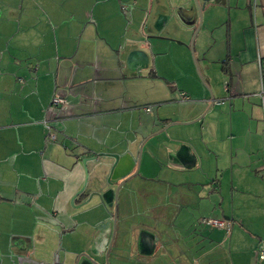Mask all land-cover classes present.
<instances>
[{
    "label": "crops",
    "instance_id": "obj_1",
    "mask_svg": "<svg viewBox=\"0 0 264 264\" xmlns=\"http://www.w3.org/2000/svg\"><path fill=\"white\" fill-rule=\"evenodd\" d=\"M214 1L201 80L195 0H0V264H264V0Z\"/></svg>",
    "mask_w": 264,
    "mask_h": 264
},
{
    "label": "water",
    "instance_id": "obj_2",
    "mask_svg": "<svg viewBox=\"0 0 264 264\" xmlns=\"http://www.w3.org/2000/svg\"><path fill=\"white\" fill-rule=\"evenodd\" d=\"M226 1H228V0H226ZM195 2L197 4V8H198V11H199V14H200V24L198 25L197 30L195 31L194 36L192 38V43L190 44V47L192 49V52L194 51L193 39H194L195 35L197 34L198 30L200 29V26L202 24V9L205 6V4H201L199 2V0H195ZM115 157L118 158L117 156H115ZM150 162H154L155 164L159 165L158 163H156V160L150 154L145 153V152H141V154H140V156L138 158V165H137L136 173H139L142 176H144L145 169L149 165ZM116 166H117V163L114 164V166L112 168V172H111L110 178H109V183L111 185L114 184V182H112V180H117L120 177V176H116V174H115V172H116L115 171ZM98 169H100V167H98ZM97 183L100 184L99 179L97 180ZM121 191L126 192V196H130V194L132 192V189L129 186V179L128 178L122 180L121 182H119L117 184V187L115 189L114 188H110V189H108L105 192H103L101 190H96L95 192H92L90 194V199L92 198V196L95 195V196L99 197V199L102 201V203L106 206V204H108V199H107V194H108L109 197L117 205L119 193Z\"/></svg>",
    "mask_w": 264,
    "mask_h": 264
},
{
    "label": "built area",
    "instance_id": "obj_3",
    "mask_svg": "<svg viewBox=\"0 0 264 264\" xmlns=\"http://www.w3.org/2000/svg\"><path fill=\"white\" fill-rule=\"evenodd\" d=\"M182 97L184 99H187L188 97L183 94ZM67 103V98L64 94L60 92H55L52 97V104L53 105H64ZM147 110L150 111L151 108L147 107ZM52 139H54V135H50ZM198 223L200 227L203 226H210V227H218V228H226L230 230L231 228V223L225 219V218H212V217H199L198 218ZM260 258L264 259V246L260 247Z\"/></svg>",
    "mask_w": 264,
    "mask_h": 264
},
{
    "label": "rangeland",
    "instance_id": "obj_4",
    "mask_svg": "<svg viewBox=\"0 0 264 264\" xmlns=\"http://www.w3.org/2000/svg\"><path fill=\"white\" fill-rule=\"evenodd\" d=\"M252 7H253V9L256 7V4L254 5V2H253V4H252ZM229 17H228V21H227V24H226V28H227V32H228V25H229ZM175 41L177 42V41H179V40H176L175 39ZM183 44H184V46H189L190 47V44L192 43V38H191V43L190 44H188V43H186V42H183V41H181ZM193 47H194V44H193ZM191 48V47H190ZM191 58H192V62H193V64H194V66H195V70H196V74L199 76V78L202 80V77H201V75H200V72L198 71L199 70V66H198V63L196 62V53H195V47H194V51L192 52V49H191Z\"/></svg>",
    "mask_w": 264,
    "mask_h": 264
}]
</instances>
